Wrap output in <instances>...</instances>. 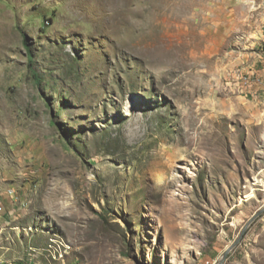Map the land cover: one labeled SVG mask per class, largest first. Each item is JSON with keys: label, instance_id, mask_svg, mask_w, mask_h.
Segmentation results:
<instances>
[{"label": "rangeland", "instance_id": "rangeland-1", "mask_svg": "<svg viewBox=\"0 0 264 264\" xmlns=\"http://www.w3.org/2000/svg\"><path fill=\"white\" fill-rule=\"evenodd\" d=\"M0 260L264 264V0H0Z\"/></svg>", "mask_w": 264, "mask_h": 264}, {"label": "water", "instance_id": "water-1", "mask_svg": "<svg viewBox=\"0 0 264 264\" xmlns=\"http://www.w3.org/2000/svg\"><path fill=\"white\" fill-rule=\"evenodd\" d=\"M260 213H261V211L258 212L252 219H254L255 217H257ZM245 230H246V228H244V230L242 231V233L240 234V236L238 237V239L229 248H227V250L223 254L222 260L227 256V254L231 250V248L234 247L235 245H237V243L241 240V238L243 237V234H244Z\"/></svg>", "mask_w": 264, "mask_h": 264}, {"label": "built area", "instance_id": "built-area-1", "mask_svg": "<svg viewBox=\"0 0 264 264\" xmlns=\"http://www.w3.org/2000/svg\"><path fill=\"white\" fill-rule=\"evenodd\" d=\"M242 83H244L245 84V76L244 77H242ZM254 84H258L257 83V77L256 78H254ZM259 85V84H258Z\"/></svg>", "mask_w": 264, "mask_h": 264}, {"label": "bare ground", "instance_id": "bare-ground-1", "mask_svg": "<svg viewBox=\"0 0 264 264\" xmlns=\"http://www.w3.org/2000/svg\"><path fill=\"white\" fill-rule=\"evenodd\" d=\"M62 256V253L60 254ZM0 264H5L4 261L0 260Z\"/></svg>", "mask_w": 264, "mask_h": 264}]
</instances>
